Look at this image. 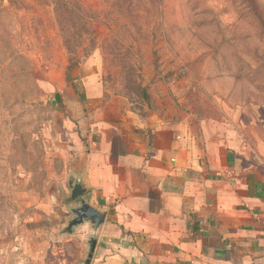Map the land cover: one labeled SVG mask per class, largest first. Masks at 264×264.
Instances as JSON below:
<instances>
[{
  "label": "rangeland",
  "instance_id": "rangeland-1",
  "mask_svg": "<svg viewBox=\"0 0 264 264\" xmlns=\"http://www.w3.org/2000/svg\"><path fill=\"white\" fill-rule=\"evenodd\" d=\"M77 1L91 16L84 28L59 20L66 6L48 0L1 2L38 99L0 103V264H82L88 226L63 233L78 205L68 181L76 153L120 164L129 145L117 138L123 116L204 105L240 126L249 118L264 137V80L238 68L229 50L228 64L211 63L213 37L249 33L237 0H140L134 10L144 18L132 30L121 27L117 0ZM252 1L264 10V0ZM65 40L80 61L68 73Z\"/></svg>",
  "mask_w": 264,
  "mask_h": 264
},
{
  "label": "crops",
  "instance_id": "crops-1",
  "mask_svg": "<svg viewBox=\"0 0 264 264\" xmlns=\"http://www.w3.org/2000/svg\"><path fill=\"white\" fill-rule=\"evenodd\" d=\"M121 120L120 164L90 152L73 163L90 204L106 212L91 264H264L257 124L204 105Z\"/></svg>",
  "mask_w": 264,
  "mask_h": 264
},
{
  "label": "trees",
  "instance_id": "trees-1",
  "mask_svg": "<svg viewBox=\"0 0 264 264\" xmlns=\"http://www.w3.org/2000/svg\"><path fill=\"white\" fill-rule=\"evenodd\" d=\"M0 0V103L3 108L10 107L25 100L32 102L38 99V88L34 81L31 66L27 59L11 48L12 38L10 31L4 25L3 20L8 18L7 8H2ZM54 5L66 6L58 13L59 20L63 14V19L67 20L72 27L81 24V27L90 25L91 16L79 5L77 0H72L74 4H65V0H48ZM240 14L239 24L249 28V33L239 34L232 39L215 41L213 37L211 44V63L214 70L219 69L221 64H228L230 55L238 68L245 67L248 72H252V78L256 82L261 78L264 80V10L257 7L252 0H237ZM256 1V0H255ZM11 4V0H7ZM69 2V3H70ZM140 0H117V7L124 11L122 28L132 30L137 28L144 17L137 13L134 8L139 5ZM122 19V20H123ZM60 22V21H59ZM62 28V27H61ZM63 30V29H62ZM218 36V35H217ZM216 36V37H217ZM67 44V45H66ZM70 42L65 40L66 52L68 56L67 73L80 64L79 57L70 50ZM69 46V47H68ZM229 50V55L224 54ZM16 62V66L13 64ZM250 62H253L251 64ZM6 64V65H4ZM67 80L70 78L67 74ZM18 84L26 85L25 91H18L13 94ZM57 95H55V98ZM14 104L10 105V102ZM7 106V107H6Z\"/></svg>",
  "mask_w": 264,
  "mask_h": 264
},
{
  "label": "water",
  "instance_id": "water-1",
  "mask_svg": "<svg viewBox=\"0 0 264 264\" xmlns=\"http://www.w3.org/2000/svg\"><path fill=\"white\" fill-rule=\"evenodd\" d=\"M70 187L69 201L78 199V205L73 209L74 218L68 222L67 227L63 230L65 235H72L74 230L80 226L87 225L89 233L86 236L85 242V259L82 264H91L93 254L97 244L98 231L101 229L105 217V211L95 209L89 202V199H84L87 188L84 185L81 176L70 177L68 181Z\"/></svg>",
  "mask_w": 264,
  "mask_h": 264
}]
</instances>
